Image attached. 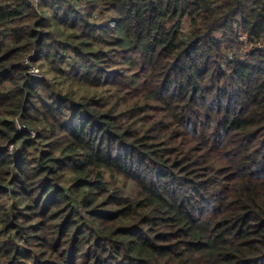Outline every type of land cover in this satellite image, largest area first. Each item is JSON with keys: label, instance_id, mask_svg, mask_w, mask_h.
Instances as JSON below:
<instances>
[{"label": "trees", "instance_id": "1", "mask_svg": "<svg viewBox=\"0 0 264 264\" xmlns=\"http://www.w3.org/2000/svg\"><path fill=\"white\" fill-rule=\"evenodd\" d=\"M0 264H264V0H0Z\"/></svg>", "mask_w": 264, "mask_h": 264}, {"label": "built area", "instance_id": "2", "mask_svg": "<svg viewBox=\"0 0 264 264\" xmlns=\"http://www.w3.org/2000/svg\"><path fill=\"white\" fill-rule=\"evenodd\" d=\"M31 1L34 2V4H36L37 2V0H31ZM25 63L29 65L27 72L32 78L40 79L43 77V73L41 69L38 66L31 64L28 58H25ZM16 127L19 131H22V130L29 131L32 137L36 136V132L33 129L26 127L25 125L19 123L18 121L16 122ZM8 149L10 151L19 150L17 146H13V145H9Z\"/></svg>", "mask_w": 264, "mask_h": 264}, {"label": "rangeland", "instance_id": "3", "mask_svg": "<svg viewBox=\"0 0 264 264\" xmlns=\"http://www.w3.org/2000/svg\"><path fill=\"white\" fill-rule=\"evenodd\" d=\"M184 28H185V29H188V27H187L186 24L184 25ZM36 66H37V65H36ZM5 202H6V203H9L8 200H6Z\"/></svg>", "mask_w": 264, "mask_h": 264}]
</instances>
